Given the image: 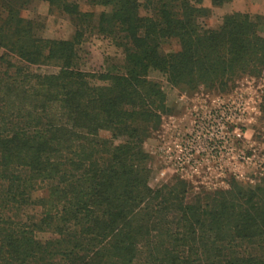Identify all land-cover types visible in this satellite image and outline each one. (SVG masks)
<instances>
[{"label":"trees","instance_id":"trees-1","mask_svg":"<svg viewBox=\"0 0 264 264\" xmlns=\"http://www.w3.org/2000/svg\"><path fill=\"white\" fill-rule=\"evenodd\" d=\"M85 1L102 11L0 0V264H264V178L188 202L181 180L150 186L144 148L168 113L151 73L192 94L264 77V17L231 12L210 29L199 21L234 0ZM35 3L67 17L71 38H43L21 16ZM91 36L121 63L81 70Z\"/></svg>","mask_w":264,"mask_h":264},{"label":"rangeland","instance_id":"rangeland-1","mask_svg":"<svg viewBox=\"0 0 264 264\" xmlns=\"http://www.w3.org/2000/svg\"><path fill=\"white\" fill-rule=\"evenodd\" d=\"M70 1L78 4L81 12L98 14L102 11L99 7H89L85 0ZM231 12L264 17V0H234L224 8L213 9L211 16L201 19L199 23L205 28L214 29L221 23L222 17ZM21 16L37 21L41 26L39 34L43 38L68 40L73 34V27L67 17L51 13L46 3L33 4L22 11ZM261 35L264 36V29L261 30ZM177 49L175 42L165 46L167 52ZM1 53L0 50V55ZM80 58L81 70L99 74L119 65L122 54L109 40L91 36L81 45ZM37 71L55 72L51 68H40ZM150 77L162 85L168 108L159 129L144 146L154 163L150 180L152 188L171 184L176 179L181 180L189 186L187 201L190 202L201 192L226 190L232 181L250 186L264 178V77L244 76L227 92L200 90L193 94L170 87L158 73H151ZM239 110L243 112L240 121ZM196 114L205 123H214V117L215 122L225 123L223 136L227 144L220 145L219 149L229 150V155L221 161L204 160L198 167L189 170L188 177L181 179L175 173L174 164L164 149L170 146L176 150L179 141L193 130ZM222 116L223 121H219L218 118ZM101 136L108 137V134L102 133ZM28 213L38 215L39 210L29 209ZM38 238L45 239L46 236L40 234Z\"/></svg>","mask_w":264,"mask_h":264},{"label":"built area","instance_id":"built-area-1","mask_svg":"<svg viewBox=\"0 0 264 264\" xmlns=\"http://www.w3.org/2000/svg\"><path fill=\"white\" fill-rule=\"evenodd\" d=\"M227 112H229V110ZM242 116L243 112L239 110V121ZM218 119L219 121H223L224 117L222 116V118ZM213 121L214 123L202 122L201 118H198V114H196L193 130L188 136H185V138L179 141L176 150L170 146L164 149L166 155L169 156L174 164L175 173L179 175L181 179L188 177L189 170L198 167L204 160L209 162L221 161L229 155L227 154L229 150L223 149V151L219 149L220 145L224 146L227 144V140L225 136H223L225 123L221 124L220 122H215V117ZM225 153L227 155H225Z\"/></svg>","mask_w":264,"mask_h":264}]
</instances>
